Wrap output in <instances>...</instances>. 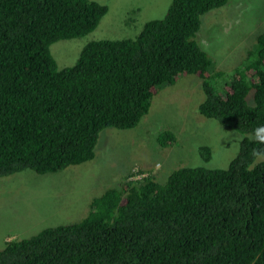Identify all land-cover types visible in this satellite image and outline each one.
I'll return each instance as SVG.
<instances>
[{
  "label": "trees",
  "instance_id": "1",
  "mask_svg": "<svg viewBox=\"0 0 264 264\" xmlns=\"http://www.w3.org/2000/svg\"><path fill=\"white\" fill-rule=\"evenodd\" d=\"M227 1L171 0L134 39L88 42L58 69L50 47L93 32L108 7L0 0V179L92 161L104 129H134L160 88L185 76L202 81L199 115L240 137L227 168L183 167L162 184L124 176L81 221L7 241L0 264H264V30L231 73L195 40L202 17ZM198 153L212 159L207 145Z\"/></svg>",
  "mask_w": 264,
  "mask_h": 264
},
{
  "label": "rangeland",
  "instance_id": "2",
  "mask_svg": "<svg viewBox=\"0 0 264 264\" xmlns=\"http://www.w3.org/2000/svg\"><path fill=\"white\" fill-rule=\"evenodd\" d=\"M95 1L108 7L96 29L50 47L58 69L72 66L88 42L134 39L146 22L162 18L171 4V0ZM263 30L264 0H228L202 17L195 40L217 70L231 73L255 47ZM201 83L199 78L185 76L172 86L161 87L134 129L107 128L100 133L92 161L52 174L24 171L2 177L0 250L7 241L81 221L93 198L119 188L124 176L132 174L129 180L134 181L153 175L162 184L183 167L227 168L239 150L240 137L199 115L197 107L204 99ZM164 131L174 134V144L159 145L158 135ZM201 145L211 148L207 164L198 153Z\"/></svg>",
  "mask_w": 264,
  "mask_h": 264
},
{
  "label": "clouds",
  "instance_id": "3",
  "mask_svg": "<svg viewBox=\"0 0 264 264\" xmlns=\"http://www.w3.org/2000/svg\"><path fill=\"white\" fill-rule=\"evenodd\" d=\"M257 133H264V126L259 127L256 130ZM259 139L264 140V135L259 136Z\"/></svg>",
  "mask_w": 264,
  "mask_h": 264
}]
</instances>
